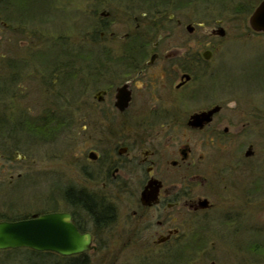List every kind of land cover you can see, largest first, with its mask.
Wrapping results in <instances>:
<instances>
[{
	"label": "flooded vegetation",
	"instance_id": "obj_1",
	"mask_svg": "<svg viewBox=\"0 0 264 264\" xmlns=\"http://www.w3.org/2000/svg\"><path fill=\"white\" fill-rule=\"evenodd\" d=\"M178 7L167 11L171 26L141 25L135 15L134 26L117 33L104 21L98 36L111 41L95 43L105 50L104 58H90L84 73L66 78L69 172L64 183L59 176L54 211L69 213L94 245L120 238L155 248L185 240L202 243L205 236L188 234L193 220L206 218L225 191L244 188L242 199L249 204L263 189L259 165L250 161L253 144L228 153L237 138L230 137L228 125L219 128L231 122L219 116L223 105L212 103V42L188 41L195 28L176 15ZM201 33L212 37V26ZM94 34L90 31L91 38ZM216 105L220 109L212 114ZM261 111L239 109L241 119L245 115L241 129L256 124L264 130ZM194 114L202 116L191 118ZM249 146L252 154L246 156ZM0 159L11 157L4 150ZM9 211L0 207V221L50 212ZM86 252L54 253L75 260Z\"/></svg>",
	"mask_w": 264,
	"mask_h": 264
},
{
	"label": "rangeland",
	"instance_id": "obj_2",
	"mask_svg": "<svg viewBox=\"0 0 264 264\" xmlns=\"http://www.w3.org/2000/svg\"><path fill=\"white\" fill-rule=\"evenodd\" d=\"M4 1L5 4L0 3V117L7 131L0 130V152L7 151L11 159H0V187L5 189L0 194V207L12 208L9 215L56 210L59 176L62 175L64 183L69 172L71 107L64 91L69 82L66 78L73 69L84 73L89 62V59L83 62L69 59L64 49L104 58L103 49L95 44L111 41L108 35L102 39L98 36L97 30L104 21L117 33L133 27L135 15L142 21L141 25L154 22L156 26H171L175 23L167 20V11L179 5L176 15L195 28L188 41L212 42V103L223 105L225 110L219 116H226L231 122L223 121L219 128L228 125L234 132L230 137L237 138L229 145L228 153H234L237 146H242L244 151L248 143L253 144L250 161L259 165L257 174L262 177L263 189L249 204L242 199L244 188L227 190L224 200L218 201L206 218L194 219L188 234L198 232L205 236L198 250H188L179 256L172 253L193 241L155 248L145 242L120 238L95 244V250L72 261L264 264V130L256 124L241 129L245 115L241 119L238 114L243 108L262 110L264 127V77H258L259 66L264 64V32H256L248 24V16L259 0H183L182 3L178 0H21L22 7L13 0ZM238 3L246 8L234 11ZM100 11H108L110 16L101 18ZM219 19L225 28L224 35L207 37L201 33L202 27H214ZM90 31L96 32L92 38ZM111 52L116 54V50ZM57 63H64V67H56ZM62 82H67L66 87ZM46 109L56 115V129L47 138L28 131L23 124V120L41 121ZM6 115L12 118L9 127ZM213 149L220 154L219 148ZM250 243L260 246V251L252 254L246 250L245 245ZM60 262L59 257L37 256L23 248L0 250V264Z\"/></svg>",
	"mask_w": 264,
	"mask_h": 264
},
{
	"label": "water",
	"instance_id": "obj_3",
	"mask_svg": "<svg viewBox=\"0 0 264 264\" xmlns=\"http://www.w3.org/2000/svg\"><path fill=\"white\" fill-rule=\"evenodd\" d=\"M108 11H102V14ZM221 20L212 27V34L222 36L225 28ZM249 26L256 32H264V0H259L248 16ZM188 24V27H191ZM220 109L212 107V114ZM194 114L191 118L201 117ZM252 146L246 150V156L252 154ZM26 247L35 251H51L63 256L75 255L96 249L89 233H80L66 212L50 211L33 214L19 220L0 221V250Z\"/></svg>",
	"mask_w": 264,
	"mask_h": 264
},
{
	"label": "trees",
	"instance_id": "obj_4",
	"mask_svg": "<svg viewBox=\"0 0 264 264\" xmlns=\"http://www.w3.org/2000/svg\"><path fill=\"white\" fill-rule=\"evenodd\" d=\"M1 2L0 3H6L4 0H0ZM4 1V2H3ZM157 2V1H155ZM161 2H164V0H161ZM160 1L157 2V3H161ZM13 3L14 4H17L19 5L20 7H22L24 5V3L21 2V0H13ZM253 5V4H251ZM246 5L243 4V3H238L237 5L234 6V11H242L244 10L246 7ZM251 8V7H249ZM25 14V13H23ZM94 32V31H93ZM96 35V34H94ZM104 53H105V50H103ZM64 52L67 53L69 59L71 60H80L81 62L83 61H86L87 59H89V63H90V58H93L91 53H82L81 51H77V50H74L73 52H68V50L64 49ZM66 55V54H65ZM98 58L97 56L93 59H96ZM63 59V58H62ZM58 61H60L61 59H57ZM72 63H74L72 61ZM88 63V62H87ZM87 65V64H86ZM64 67V63H57L56 64V67ZM259 71H260V76L258 77H264V64H262L261 66H259ZM81 73L79 70H75L73 69L72 71L70 70L69 71V75L71 74H77V73ZM2 114H0L1 116ZM5 117V114L3 115ZM6 117L8 118V127L11 126V116L10 115H6ZM2 117H0V128H1V131L3 132L2 129H4V127L2 126L3 123V119ZM23 124H25V127H27L28 131H31L33 133H38L39 135L41 136H44L45 138H47L49 135H50V131H53L56 129V115L55 114H52L49 109H46L45 112L43 113V115L41 116V121L37 120H33V121H27V120H23ZM40 122V123H39ZM5 124V123H4ZM196 234H199L198 232ZM203 243L201 242H197V241H194V242H189L187 243V245L184 246V248L182 249H179L178 252L175 250L172 254L173 255H183V253L185 251H194V250H198L201 248V245ZM20 248H23L25 250H28L30 252H32L33 254L35 255H39V256H51V257H59L60 258V264H80L78 262H73L70 258H67V257H60L58 256L57 254H55L54 252H51V251H35V250H32L30 248H26V247H20ZM246 250H248L249 252H251L252 254H256V252L260 251V246H258L257 244L255 243H250V244H247V246L245 245L244 247ZM176 258V257H174ZM71 260V261H70Z\"/></svg>",
	"mask_w": 264,
	"mask_h": 264
}]
</instances>
